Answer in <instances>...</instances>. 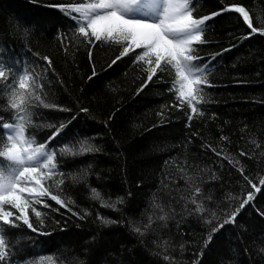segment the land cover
I'll return each mask as SVG.
<instances>
[{
    "label": "trees",
    "instance_id": "16d2710c",
    "mask_svg": "<svg viewBox=\"0 0 264 264\" xmlns=\"http://www.w3.org/2000/svg\"><path fill=\"white\" fill-rule=\"evenodd\" d=\"M68 2L0 0V60L13 69L7 83L0 81V123H15L5 93L17 71H30L48 103L70 110L32 101L26 134L35 147L70 121L48 146L56 149L54 162L63 175L45 183L63 179L59 194L74 201L68 207L81 217L44 197L50 208L33 207L44 213L43 230L50 235L4 226L12 264H264V35L245 39L250 30L231 11L206 22L207 42L195 45L203 59L196 63L208 65L212 87H204L205 99L197 103L178 97L170 65L171 74L158 72L138 92L155 58L151 65L148 58L138 61L144 50L135 49L109 67L127 42L88 44L77 30L79 14L48 7ZM232 4L244 6L254 26L264 29V0H191L197 18ZM93 63L97 74L90 80ZM0 138L6 140L2 127ZM89 146L98 150L81 151ZM7 163L0 157V165ZM196 187L203 213L191 203ZM93 188L100 200L92 198ZM249 192L254 199L235 223L212 234ZM118 198L115 208L101 206ZM29 215L38 225L31 209ZM98 215L114 223L104 224Z\"/></svg>",
    "mask_w": 264,
    "mask_h": 264
},
{
    "label": "snow or ice",
    "instance_id": "6c2138e0",
    "mask_svg": "<svg viewBox=\"0 0 264 264\" xmlns=\"http://www.w3.org/2000/svg\"><path fill=\"white\" fill-rule=\"evenodd\" d=\"M30 2H35V0H30ZM48 7L58 8L62 11L68 8L70 13L79 14L78 33L93 47L95 42L100 41L115 40L117 43L126 41L128 46L124 47L120 55L111 61L109 67L129 54L130 50L143 49L144 51L136 56V60L142 61L148 58L147 63L149 65L153 63L151 58L154 57L155 66L147 69V78L143 81L138 92L152 82L153 77L157 76L158 72L169 71L171 74L170 70L166 68V65H170L171 68H174L175 78L180 84L181 91L178 97H190L197 100V103L205 99L204 87H212L207 76L208 65L196 63V61L203 59L196 54L198 49L195 45L207 42L204 39L206 22L225 11H231L237 13L250 30L244 37L245 39L251 38L257 33L264 35V29H258L254 26L246 8L236 4L199 18L193 14L191 0H91L89 3H84V0H69L66 5L50 4ZM25 31L27 32V29ZM230 50V48L224 49V51ZM88 54L89 60L92 62V48L88 49ZM214 58L215 56H213ZM42 59L49 68L52 67L49 57L44 56ZM96 74L93 63V71L89 79L94 78ZM12 76L13 69L0 60V81L7 83ZM15 77L12 79L10 91L5 93L8 96L7 107L15 110V123H0V127L5 130L6 137V140L0 138V149H2L0 150V157H5L8 161L6 165H0V262L2 264H12L4 226L20 227L23 225L38 236L50 235L51 233L43 230L44 219L42 217L44 213L37 210L33 205L50 208L51 206L43 199L47 197L61 208L72 211L68 205L74 203L71 199L66 202L59 194L61 185L64 183L63 179L53 180L52 185L45 183L46 179L52 180L53 176L63 175L58 170L57 163L54 162L56 149L54 147L49 149L48 146L60 136L70 121L62 122L60 128L53 132L45 143L35 147L33 146L35 138H28L26 134L27 125L32 122L33 113L29 107L32 101L39 102L45 108H59L61 111L70 110L48 103L41 95L44 88L43 84L39 83L30 71H17ZM172 106L178 107L175 103ZM189 107L192 108L193 112L197 111L191 103ZM81 111L87 112L88 109L82 108ZM2 120L3 118H0V121ZM191 120L192 116L189 115V126ZM221 139L226 138L221 137ZM96 150L98 149L92 146L81 149V151ZM65 151L68 149L65 148ZM216 155L219 156L220 153L217 152ZM240 155H246V153L241 152ZM229 163H232V160H229ZM236 163L239 164V161ZM238 170L241 175H244L242 167ZM213 178H215V173H213ZM244 179L252 185L255 192L261 191L247 176H244ZM259 183L264 185V179H261ZM53 187L57 190L56 192L52 191ZM200 192L201 189L196 187L191 203L195 205L196 212L203 213L205 209L202 203L196 199ZM92 198L101 199V194L94 188L92 189ZM253 199L254 193L249 192L239 206L228 214L222 223L212 229V234L227 224H234L238 215ZM119 203H122V198H118L115 203L111 204L102 201L101 206L115 208L116 204ZM5 205H10L11 209L18 212V215L12 210H5ZM29 209L38 221V225L30 219ZM87 214L85 212V215ZM72 215L81 218L77 212L72 211ZM213 215L215 214L213 213ZM97 218L104 224L114 223V221L99 215ZM160 219L164 220L166 217L161 216ZM17 221L20 223L18 224ZM135 231L140 232L141 230L136 228ZM212 234L208 236L207 242H211ZM25 238L32 239L31 237ZM165 258L167 259V257ZM21 264H32V262L26 260L22 261Z\"/></svg>",
    "mask_w": 264,
    "mask_h": 264
},
{
    "label": "rangeland",
    "instance_id": "374dc122",
    "mask_svg": "<svg viewBox=\"0 0 264 264\" xmlns=\"http://www.w3.org/2000/svg\"><path fill=\"white\" fill-rule=\"evenodd\" d=\"M178 87L180 88V84H179V82H178ZM181 91V88L179 89V92ZM183 98H186V97H183Z\"/></svg>",
    "mask_w": 264,
    "mask_h": 264
}]
</instances>
